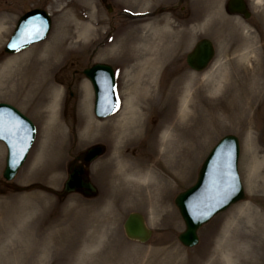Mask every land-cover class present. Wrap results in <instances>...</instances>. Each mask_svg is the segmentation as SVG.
Masks as SVG:
<instances>
[{
  "label": "rangeland",
  "instance_id": "1",
  "mask_svg": "<svg viewBox=\"0 0 264 264\" xmlns=\"http://www.w3.org/2000/svg\"><path fill=\"white\" fill-rule=\"evenodd\" d=\"M226 2L0 0V21L7 20L0 30V101L14 104L37 125L28 159L7 183L3 182L7 151L0 141V264H226V256H234V264H264V0H249V18L229 14ZM35 7L52 15L49 36L17 54H6L4 47L19 16ZM137 11L154 14L133 18ZM163 18L162 31L169 33L158 44V68L153 71L151 60L145 63L147 57H155V49L150 48L153 39L145 42L154 22ZM146 21L152 24H137ZM58 30L67 40V50L47 63L48 43ZM203 36L214 41L216 56L199 72L188 66L186 56ZM115 38L120 40L112 46ZM248 49H258L260 61H250L254 53L244 59ZM130 53L138 58L128 63ZM95 62L117 69L124 99L123 109L104 119L94 113V90L82 73ZM252 63L260 65L261 88L245 125L233 117L241 109L238 103L235 110L233 96L220 101L222 109L216 113L203 111L195 123L176 119L178 111L171 112L167 96L175 99L179 92L193 94L201 87L202 96L217 101L216 80L231 79L233 69H248ZM75 69L79 71L74 77ZM146 71L149 87L143 89L138 85ZM132 99L136 110H127ZM164 120L170 121L173 137L161 144ZM139 125L141 136L134 138L132 131L133 140L127 141L122 132ZM228 133L241 141L239 170L246 198L203 226L196 246L185 247L178 239L185 223L175 196L196 180L210 149ZM97 143L106 145V152L89 167L97 195L72 193L59 198L48 190L61 189L70 160ZM124 161L134 163L126 166ZM46 163L55 171H43ZM141 174L151 175L155 184L143 182ZM142 187L144 195L140 193L134 202L119 192L127 189L130 196ZM153 187L155 193L150 191ZM132 211L144 213L153 229L146 242L125 234L124 220Z\"/></svg>",
  "mask_w": 264,
  "mask_h": 264
},
{
  "label": "water",
  "instance_id": "2",
  "mask_svg": "<svg viewBox=\"0 0 264 264\" xmlns=\"http://www.w3.org/2000/svg\"><path fill=\"white\" fill-rule=\"evenodd\" d=\"M227 10L230 13L251 16L246 0H229ZM52 20L42 8L32 9L23 14L12 34L5 51L15 53L32 43L47 37ZM15 44L13 48L10 45ZM215 55V47L209 38H202L188 54V64L196 70L206 68ZM84 73L93 82L96 99L95 112L99 117L107 116L117 110L119 99L115 88V76L110 65L97 63L86 68ZM34 122L14 105L0 102V140L7 145L4 177L12 180L25 162L35 141ZM104 146L96 145L86 150L81 159L83 163L70 167L68 179L62 191L65 195L79 191L87 196L95 195L97 189L86 173L85 165L101 155ZM240 140L234 134L224 136L211 150L203 162L196 183L179 193L175 203L184 219L186 228L179 234V240L187 247L199 242V229L216 214L226 210L231 204L244 199V186L238 171ZM126 235L140 242H146L152 235L145 216L140 212H131L124 221Z\"/></svg>",
  "mask_w": 264,
  "mask_h": 264
},
{
  "label": "bare ground",
  "instance_id": "3",
  "mask_svg": "<svg viewBox=\"0 0 264 264\" xmlns=\"http://www.w3.org/2000/svg\"><path fill=\"white\" fill-rule=\"evenodd\" d=\"M68 7L65 6V8ZM64 8V9H65ZM7 20L4 19V23ZM162 21L158 22L157 24H160ZM4 23H2V21H0V30L1 28L4 27ZM150 25V24H149ZM66 28L71 29V25L70 24H66ZM72 34V32H70ZM169 33V32H168ZM75 36V35H74ZM73 36V37H74ZM163 36H168V34H165L164 32L162 33V30H159L155 27L154 33L152 35H148V39L147 42H145L146 45H148L150 43V41L153 39V41L150 43L152 44L154 41H156L157 43L162 42V37ZM3 37V32L0 31V39ZM120 39H114L113 43L111 44L112 46L114 44H116ZM67 42L66 38L63 37V35L61 34L60 30L57 31L56 35H54L53 40L48 43V46L51 47L49 48V55H48V60L47 63L52 62L55 57H58L60 55H63L66 53L67 48L65 49L64 45ZM123 45H126L128 42V39L124 41H121ZM110 45V46H111ZM127 48L126 50H131V48L125 47ZM65 49V50H64ZM154 50V49H153ZM258 49H248L246 52H244L245 57H243L244 59H249L251 56V53H254L252 59H250V61H260V59L258 58L256 52ZM155 57L152 59L151 57H147L146 62H152L153 64H151V69L153 71L157 70V61L160 57V52L158 48H155ZM147 56V55H146ZM138 57L134 58L132 56V54L130 53L129 55H127L126 60L128 63H130L132 60L137 59ZM142 58V57H140ZM259 64L255 65L254 63H252L251 67L248 69H244L242 68H235L231 71L230 77L231 79L228 78V76L223 80H216L215 83V89L220 92V96L218 97L217 101H209L208 98L206 96H202L200 94L201 92V87L199 88V91L196 90L193 94L191 93H186V94H180V92L178 93V95H180V97L178 98H172V95L167 96L168 99V103H171L173 108L171 109V112H176L178 110V115L181 119L185 120V121H192V123H195V120H198L200 118V116L203 115V111H208V113H216L217 108L222 109L221 107H219V103L220 101H224V99H230L231 96L232 97V103L233 106L236 110V106H241V109H239V113L233 117H238L240 118L238 121L239 123H241V125H245L247 123V119L246 117L248 116V110L252 107L253 103L256 101V99L259 96L260 93V85H261V81H260V72H259ZM143 68V67H142ZM148 69V67H146V70ZM148 74H150V72H145L143 77L144 79L140 80V85H138L139 87L142 86L143 89H146L149 87V81L147 80V78L145 76H147ZM238 77H241L239 79H241L240 81L237 80ZM214 80V78H212ZM88 87L89 84L87 83ZM207 89L211 88V85H206ZM237 91H240L239 93H237ZM197 92V93H196ZM57 97L53 99V101H55V104L57 103ZM148 100L150 98H147ZM178 101V104H176ZM128 102V101H127ZM167 100H165V105L164 108L166 106ZM136 103L135 101L132 99L131 101H129L127 103V110H136ZM216 108V109H215ZM123 109V107H122ZM238 109V108H237ZM207 113V112H206ZM163 124L161 125L162 127V136H161V144H163L166 139L171 140L173 137V131L170 128V121L164 120L162 122ZM141 127L136 126V127H132L130 130H124L123 136L127 141H131L133 140V138L131 137V135L133 134L134 138H138L141 136ZM134 131L132 134L131 132ZM117 139H122L120 137H117ZM185 144V143H183ZM120 155V154H119ZM119 160L122 159V156H119ZM139 160V159H138ZM125 162V161H124ZM139 162H141L139 160ZM45 163V162H44ZM133 161H126L125 163H123L126 166H129L131 164H133ZM43 164V163H42ZM41 164V165H42ZM55 165V164H54ZM43 166L44 169L43 171H45L46 173L50 172L52 173V171H55V166H50L49 163L44 164ZM158 178V177H157ZM141 180H143V182H148L149 186L154 185L155 183V179L152 178V176H147V175H142L140 177ZM160 181V180H159ZM160 184V183H159ZM159 186V185H158ZM157 186V187H158ZM155 187H153L152 189H150L151 192L155 193ZM144 189V187L142 188H137L135 189V191H137L136 193L139 194H134V195H130V196H126L125 194V190L127 189H123L120 190V195L124 198H128L129 200H131L132 202H134V200L136 199V196H139L141 192L140 190ZM111 192H117L116 189H111ZM133 191V189H132ZM134 192V191H133ZM141 195H144L141 194ZM140 195V196H141ZM151 197L153 194H151ZM138 199H136L135 201H137ZM135 204V203H133ZM136 205H144V204H137ZM226 264H234V261H236L235 259L232 260V258L234 256H226ZM249 258V257H248Z\"/></svg>",
  "mask_w": 264,
  "mask_h": 264
},
{
  "label": "snow or ice",
  "instance_id": "4",
  "mask_svg": "<svg viewBox=\"0 0 264 264\" xmlns=\"http://www.w3.org/2000/svg\"><path fill=\"white\" fill-rule=\"evenodd\" d=\"M11 47H13V48H15L16 47V45L15 44H12V45H10Z\"/></svg>",
  "mask_w": 264,
  "mask_h": 264
}]
</instances>
